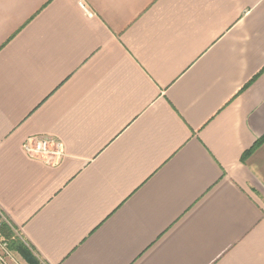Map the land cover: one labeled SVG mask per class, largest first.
I'll return each instance as SVG.
<instances>
[{
  "label": "crops",
  "instance_id": "1",
  "mask_svg": "<svg viewBox=\"0 0 264 264\" xmlns=\"http://www.w3.org/2000/svg\"><path fill=\"white\" fill-rule=\"evenodd\" d=\"M0 213L44 264H264V0H0Z\"/></svg>",
  "mask_w": 264,
  "mask_h": 264
},
{
  "label": "built area",
  "instance_id": "2",
  "mask_svg": "<svg viewBox=\"0 0 264 264\" xmlns=\"http://www.w3.org/2000/svg\"><path fill=\"white\" fill-rule=\"evenodd\" d=\"M25 151L46 162H57L64 154L62 141L50 136H31L24 143ZM0 264H25L17 261L9 251L7 241L0 237Z\"/></svg>",
  "mask_w": 264,
  "mask_h": 264
},
{
  "label": "trees",
  "instance_id": "3",
  "mask_svg": "<svg viewBox=\"0 0 264 264\" xmlns=\"http://www.w3.org/2000/svg\"><path fill=\"white\" fill-rule=\"evenodd\" d=\"M15 230L16 227L7 219H3L0 214V235L8 241L10 248L19 252L28 264H44Z\"/></svg>",
  "mask_w": 264,
  "mask_h": 264
},
{
  "label": "rangeland",
  "instance_id": "4",
  "mask_svg": "<svg viewBox=\"0 0 264 264\" xmlns=\"http://www.w3.org/2000/svg\"><path fill=\"white\" fill-rule=\"evenodd\" d=\"M1 214V213H0ZM2 215V214H1ZM2 218L5 219L2 215ZM16 234L19 235V233L17 232V229L15 230ZM20 236V235H19ZM0 237L5 240L1 235ZM21 237V236H20ZM22 238V237H21ZM7 241V240H5ZM27 243V241H25ZM8 243V241H7ZM29 245V243H27ZM29 247L31 248V246L29 245ZM8 248H9V251L12 253L13 257L17 260V261H20V262H23L25 264H28L27 261L21 256V254L19 252H17L16 250L10 248L9 246V243H8ZM33 252V251H32ZM34 253V252H33Z\"/></svg>",
  "mask_w": 264,
  "mask_h": 264
}]
</instances>
